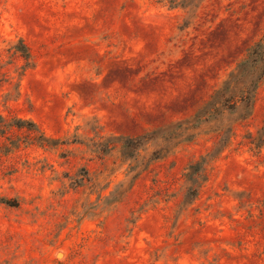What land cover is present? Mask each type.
<instances>
[{
	"label": "rangeland",
	"instance_id": "rangeland-1",
	"mask_svg": "<svg viewBox=\"0 0 264 264\" xmlns=\"http://www.w3.org/2000/svg\"><path fill=\"white\" fill-rule=\"evenodd\" d=\"M262 42L264 0H0V264H264V78L248 119L226 113L164 158L157 142L135 163L108 144L174 135ZM227 124L180 210L185 169ZM120 184L125 198L99 200Z\"/></svg>",
	"mask_w": 264,
	"mask_h": 264
},
{
	"label": "trees",
	"instance_id": "trees-1",
	"mask_svg": "<svg viewBox=\"0 0 264 264\" xmlns=\"http://www.w3.org/2000/svg\"><path fill=\"white\" fill-rule=\"evenodd\" d=\"M172 8H188L190 5H196L199 0H167ZM203 1V0H202ZM15 54H19L25 61L24 68H30L32 63V54L28 46L23 40L12 47L11 49ZM264 42L258 43L250 50L248 58L242 62L237 69L230 74L228 79L224 82L223 86L218 89L211 100L202 107L193 118L186 119L177 123H174V127L177 132L169 133L171 126L161 128L158 130L148 131L139 136H113L108 140V144L113 143L120 146L119 152L125 161H133L135 163L140 156V153L144 151L151 142L160 143L159 150L154 152L152 161L164 158V154H169L171 151L166 147L167 143L173 141L188 142L192 141L195 137V131L198 130L203 124L212 120H224L226 113L228 116H232L237 113L239 108H245L246 113L242 115L241 120L248 119L254 110L255 98L258 88L264 78ZM1 118V116H0ZM17 123L22 125L25 123L22 120H18ZM16 123V124H17ZM33 127L36 125L33 122H27ZM16 127L21 128L17 124ZM194 131V132H192ZM220 133L219 142L200 160L191 163L186 169L183 175L184 177V189L182 194V200L179 204V209L184 210L186 206L192 205L199 197L200 192L209 179V165L212 161L218 158L223 150L228 146L232 135L233 126L227 124L218 130ZM259 134L264 138V127L261 128ZM173 135V136H172ZM47 141L44 137H40ZM105 147V145H103ZM111 151L108 146L100 149L102 153H108ZM134 171V169H131ZM134 182V181H133ZM131 183V187L133 186ZM129 187V190L131 189ZM123 188V184H120L110 196L103 197L99 200L108 202H119L126 194H119V191Z\"/></svg>",
	"mask_w": 264,
	"mask_h": 264
}]
</instances>
